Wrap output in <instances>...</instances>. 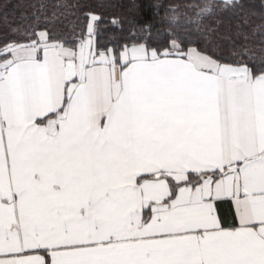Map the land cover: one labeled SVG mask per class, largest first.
I'll list each match as a JSON object with an SVG mask.
<instances>
[{
    "label": "snow or ice",
    "instance_id": "obj_1",
    "mask_svg": "<svg viewBox=\"0 0 264 264\" xmlns=\"http://www.w3.org/2000/svg\"><path fill=\"white\" fill-rule=\"evenodd\" d=\"M99 19L0 40V264H264V69Z\"/></svg>",
    "mask_w": 264,
    "mask_h": 264
},
{
    "label": "trees",
    "instance_id": "obj_2",
    "mask_svg": "<svg viewBox=\"0 0 264 264\" xmlns=\"http://www.w3.org/2000/svg\"><path fill=\"white\" fill-rule=\"evenodd\" d=\"M209 0H0V40L17 38L13 30L36 27L70 41L98 16L101 49L126 44L163 48L173 40L193 45L225 64L264 69V0H240L224 11L220 0L201 14ZM201 14V15H198ZM176 17L174 23L170 18Z\"/></svg>",
    "mask_w": 264,
    "mask_h": 264
},
{
    "label": "crops",
    "instance_id": "obj_3",
    "mask_svg": "<svg viewBox=\"0 0 264 264\" xmlns=\"http://www.w3.org/2000/svg\"><path fill=\"white\" fill-rule=\"evenodd\" d=\"M222 206L219 209V215L226 224H232L234 220V209L229 202H221Z\"/></svg>",
    "mask_w": 264,
    "mask_h": 264
},
{
    "label": "clouds",
    "instance_id": "obj_4",
    "mask_svg": "<svg viewBox=\"0 0 264 264\" xmlns=\"http://www.w3.org/2000/svg\"><path fill=\"white\" fill-rule=\"evenodd\" d=\"M222 2L223 3H228V5L231 6L229 0H222ZM211 4H212V0H209L208 5H211ZM211 12H212V8L209 7L206 14H211ZM202 13H204V8L202 9ZM176 19H177L176 17H172V18H170V22L174 23L176 21Z\"/></svg>",
    "mask_w": 264,
    "mask_h": 264
}]
</instances>
